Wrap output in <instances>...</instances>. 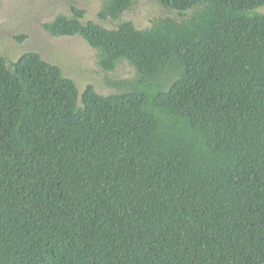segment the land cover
Returning <instances> with one entry per match:
<instances>
[{
	"label": "trees",
	"instance_id": "16d2710c",
	"mask_svg": "<svg viewBox=\"0 0 264 264\" xmlns=\"http://www.w3.org/2000/svg\"><path fill=\"white\" fill-rule=\"evenodd\" d=\"M155 1L45 25L115 91L0 53V264H264V0Z\"/></svg>",
	"mask_w": 264,
	"mask_h": 264
},
{
	"label": "rangeland",
	"instance_id": "374dc122",
	"mask_svg": "<svg viewBox=\"0 0 264 264\" xmlns=\"http://www.w3.org/2000/svg\"><path fill=\"white\" fill-rule=\"evenodd\" d=\"M137 2L138 7L135 10L130 11L127 16L132 17L139 28L148 27L151 25V18L165 12L155 0H137ZM102 3L103 0H78V4L87 11L86 19L98 22L102 21L98 16ZM261 10L264 11V7H262ZM66 13H70V9L66 8L62 10L60 14ZM114 21H102V24L106 26H114L117 22L116 20ZM45 24L46 23H43L41 25V33L37 31L38 28H34V34L37 33L42 36H39L40 38L36 39L34 42L45 41L43 45L47 49H50V44H56L59 46L58 48L60 49L61 57L57 59L50 55L52 58L51 60L54 61L53 63L60 65L69 77L77 81L81 90L84 86L90 83L96 85L100 92L108 93L117 90L118 87L107 82V75H110L113 79H128L136 76V71L126 62L120 63L115 71L110 73L107 72L98 65V52L89 46V44L83 39H80V37H67L66 39L63 37V40L57 39L45 30ZM1 29L4 31L10 29L12 31V35H8L9 38L15 37L16 39V36L18 35L17 32H19V29L16 26H4ZM26 35L31 36L29 34ZM13 45L14 48L17 44L14 42ZM1 48L3 49V46ZM32 48L39 51V53L41 52L38 47ZM0 53L9 56L12 59V54H9L7 51H0Z\"/></svg>",
	"mask_w": 264,
	"mask_h": 264
},
{
	"label": "water",
	"instance_id": "95a60500",
	"mask_svg": "<svg viewBox=\"0 0 264 264\" xmlns=\"http://www.w3.org/2000/svg\"><path fill=\"white\" fill-rule=\"evenodd\" d=\"M74 6L80 7L78 0H0V33L12 35L10 29H1L4 26L18 27V35L24 33L32 36L34 28L41 33L43 23L54 21L62 10ZM34 51L32 47L24 49V52Z\"/></svg>",
	"mask_w": 264,
	"mask_h": 264
},
{
	"label": "flooded vegetation",
	"instance_id": "af4514ba",
	"mask_svg": "<svg viewBox=\"0 0 264 264\" xmlns=\"http://www.w3.org/2000/svg\"><path fill=\"white\" fill-rule=\"evenodd\" d=\"M74 7H77V6H74ZM79 9H83L85 10L81 5L80 7H78ZM73 9V8H72ZM72 9H70V13L72 11ZM83 21L84 22H88V21H91V20H87V11L85 10V14L83 16ZM87 20V21H86ZM47 24V23H46ZM45 24V25H46ZM45 25H44V28H45ZM46 30V29H45ZM22 35H25L26 38L22 39V40H19L18 38ZM41 36L40 34H34L32 36H27L26 34H20V35H17L16 36V39L15 37H12V38H9L8 35L3 32V33H0V51H7L9 54H12V57H16V56H20L21 54L24 53V49L28 48V47H35V48H39L41 50V53L40 54L46 58L47 60L51 61V62H54L53 60H51V56L52 55L53 57L55 58H59L61 57V52H60V49L58 48L59 46L56 45V44H50V49H47L43 44L45 41H41V42H34L36 39H39ZM42 37V36H41ZM63 40V39H62ZM16 43L17 45H15V47L13 48V43ZM3 46V49H6V50H3L1 47ZM60 52V53H59ZM39 53V52H38Z\"/></svg>",
	"mask_w": 264,
	"mask_h": 264
}]
</instances>
